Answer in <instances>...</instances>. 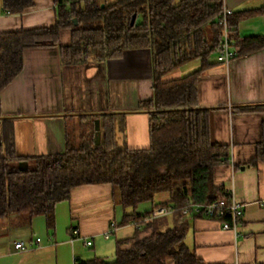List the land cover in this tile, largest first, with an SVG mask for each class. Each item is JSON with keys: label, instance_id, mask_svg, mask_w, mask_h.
Returning a JSON list of instances; mask_svg holds the SVG:
<instances>
[{"label": "trees", "instance_id": "16d2710c", "mask_svg": "<svg viewBox=\"0 0 264 264\" xmlns=\"http://www.w3.org/2000/svg\"><path fill=\"white\" fill-rule=\"evenodd\" d=\"M36 1L2 0L4 10L14 15L24 14ZM55 2V26L0 33V219L45 215L54 225L57 205L70 199L74 188L111 184L116 201L126 209L123 224L133 223L135 234L116 241L113 260L95 255L79 257L76 264H200L186 243L189 220L181 209L189 202L230 199V192L217 183L216 171L230 166L231 150L215 140L211 110L198 105L199 82L215 64L213 56L223 52L225 21L234 57L264 49V36L242 38L239 33L241 20L255 13L225 15V0H183L179 5L175 0H117L104 7L103 0ZM64 29L71 31L69 45L60 44ZM57 45L66 64L109 60L129 50L151 51L154 96L140 107L151 111L149 147L122 146L113 116L102 117V139L97 144V118L81 116L80 136L75 139V131L67 132L63 151L33 156L17 151L13 122L2 117V93L23 71L27 49ZM196 59L202 61L198 70L164 80ZM237 110L264 115V104ZM261 159L264 123L259 155L252 164ZM22 162L27 166H20ZM161 193H169V198L159 205L177 209L173 221L137 211L141 203ZM142 229L151 233L142 236Z\"/></svg>", "mask_w": 264, "mask_h": 264}, {"label": "crops", "instance_id": "0c3cea01", "mask_svg": "<svg viewBox=\"0 0 264 264\" xmlns=\"http://www.w3.org/2000/svg\"><path fill=\"white\" fill-rule=\"evenodd\" d=\"M182 1L175 0V4ZM225 8L255 13L241 20L242 38L264 36V12H260L264 0H225ZM56 22L55 0H37L22 15L7 13L0 0V33L53 27ZM71 37L69 29L62 30L60 44L69 45ZM213 61L199 82L198 105L212 112L215 140L230 146V166L217 169L216 181L230 194L234 190L244 214L238 235L224 229L219 220L189 215L186 243L201 259L200 264H264V159L252 164L263 140L264 115L237 110L264 104V49L238 55L230 64L216 54ZM201 66V60H193L164 80L180 79ZM153 96L152 54L148 49L129 50L109 60L66 64L60 45L38 47L25 51L23 71L2 93L1 113L13 122L17 151L25 156L63 151L67 132L73 133L81 116H113L122 146L147 148L151 111L140 107ZM168 198L169 193L156 194L137 211L151 213ZM125 215L111 184L78 186L70 199L57 205L54 225L45 215L13 214L0 219V264H76L79 257H108L114 243L106 232L113 221L119 224L113 234L117 240L135 234L133 223L123 224ZM169 217L173 221V215ZM75 229L79 230L76 237ZM85 240L93 244L86 247ZM18 241L25 242L26 249H17Z\"/></svg>", "mask_w": 264, "mask_h": 264}, {"label": "built area", "instance_id": "2783aa9c", "mask_svg": "<svg viewBox=\"0 0 264 264\" xmlns=\"http://www.w3.org/2000/svg\"><path fill=\"white\" fill-rule=\"evenodd\" d=\"M231 9L225 8V15L232 14ZM228 25L225 21V42L223 45V52L220 55L222 62L230 64L234 58V52L231 50V42L228 37ZM233 161V160H232ZM230 199L226 197L218 198L210 203H194L189 202L185 205L181 211L184 215L199 214L207 218L216 219L222 222L223 228L227 230L234 231L237 235L239 233V222L244 214L243 205L237 201L234 190L230 194ZM177 209L174 207H167L163 205H156L151 212L150 218H161L165 216L173 215ZM228 218V220H227ZM119 224L113 221L110 225L109 230L106 232V237L110 238L115 230L118 228ZM74 234L78 235L79 230L75 229ZM40 241V239H38ZM93 244L92 240H85L86 246H91ZM17 249H26V244L23 241H18L16 243Z\"/></svg>", "mask_w": 264, "mask_h": 264}, {"label": "rangeland", "instance_id": "374dc122", "mask_svg": "<svg viewBox=\"0 0 264 264\" xmlns=\"http://www.w3.org/2000/svg\"><path fill=\"white\" fill-rule=\"evenodd\" d=\"M74 131H75V133H74V137H75V139H77L79 136H80V134H81V131L79 132V130H78V127H75V129H74ZM154 200H157V199H154ZM61 223H62V221H61ZM147 233V234H146ZM151 233V231L150 230H146V232H145V234H143L142 236H147V235H149ZM111 239H112V242L114 243V249H112V251L110 252V253H108V258L109 259H111V260H113V257H114V254H115V250H116V240H117V237H116V235H112L111 236ZM87 247V246H86ZM126 247V246H125ZM88 249H90V248H88ZM111 253L113 254L112 256H111Z\"/></svg>", "mask_w": 264, "mask_h": 264}, {"label": "water", "instance_id": "95a60500", "mask_svg": "<svg viewBox=\"0 0 264 264\" xmlns=\"http://www.w3.org/2000/svg\"><path fill=\"white\" fill-rule=\"evenodd\" d=\"M102 6L104 7L105 6V4H102ZM74 22H75V24H78L79 23V21H78V19L77 18H75L74 19ZM96 131H97V135H96V143L97 144H100L101 143V139H102V132H101V119H96ZM27 166V162H22L21 164H20V166ZM24 167V168H25ZM23 168V167H22Z\"/></svg>", "mask_w": 264, "mask_h": 264}]
</instances>
